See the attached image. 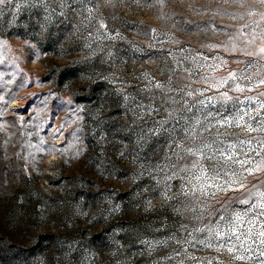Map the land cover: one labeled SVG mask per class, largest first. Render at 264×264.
Returning <instances> with one entry per match:
<instances>
[{
    "label": "rangeland",
    "instance_id": "obj_1",
    "mask_svg": "<svg viewBox=\"0 0 264 264\" xmlns=\"http://www.w3.org/2000/svg\"><path fill=\"white\" fill-rule=\"evenodd\" d=\"M262 49V0H0V264H264Z\"/></svg>",
    "mask_w": 264,
    "mask_h": 264
},
{
    "label": "snow or ice",
    "instance_id": "obj_2",
    "mask_svg": "<svg viewBox=\"0 0 264 264\" xmlns=\"http://www.w3.org/2000/svg\"><path fill=\"white\" fill-rule=\"evenodd\" d=\"M262 2H264V0H262ZM261 51H264V49H262ZM157 86L159 87V85H157ZM186 151H188L189 154L192 155V156H196V155H197V153H196L195 151H191V150H186ZM226 159H227L230 163H235V160H234V158H233L231 155L227 156ZM242 163H243V162H242ZM201 172H202V174H203V175L205 176V178H206V173L204 172L203 169H201ZM250 174H252V173L250 172ZM213 186H215V187H219L220 190H225V189H224V185H213ZM259 195H261L262 197H264V193H260ZM241 202H242V203H245V204L250 203L248 200H243V201H241ZM258 207L261 208V209H264V203L258 205ZM261 214H264V212H262ZM221 219H223V217H221ZM237 219L239 220V217H237ZM261 227L264 228V225H261ZM231 231H232V229H229V232H231ZM217 235H219V233H217ZM260 235H261V236H264V231H262V232L260 233ZM237 238L239 239V236H237ZM261 242L264 243V240H262ZM229 252H232V249H229ZM233 254H234V253H233ZM236 259L242 261V260L244 259V257H243V256H237Z\"/></svg>",
    "mask_w": 264,
    "mask_h": 264
},
{
    "label": "trees",
    "instance_id": "obj_3",
    "mask_svg": "<svg viewBox=\"0 0 264 264\" xmlns=\"http://www.w3.org/2000/svg\"><path fill=\"white\" fill-rule=\"evenodd\" d=\"M9 258H10V259H13V256H11V257L9 256Z\"/></svg>",
    "mask_w": 264,
    "mask_h": 264
}]
</instances>
